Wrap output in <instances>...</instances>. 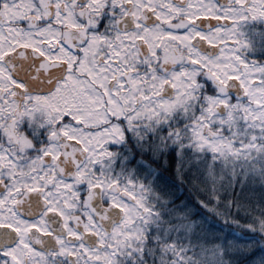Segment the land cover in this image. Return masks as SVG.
<instances>
[{"label": "snow or ice", "instance_id": "6c2138e0", "mask_svg": "<svg viewBox=\"0 0 264 264\" xmlns=\"http://www.w3.org/2000/svg\"><path fill=\"white\" fill-rule=\"evenodd\" d=\"M181 114L197 150L264 157V0H0V264L133 255L154 209L106 146Z\"/></svg>", "mask_w": 264, "mask_h": 264}, {"label": "trees", "instance_id": "16d2710c", "mask_svg": "<svg viewBox=\"0 0 264 264\" xmlns=\"http://www.w3.org/2000/svg\"><path fill=\"white\" fill-rule=\"evenodd\" d=\"M187 123L181 114L116 144L139 159L154 209L122 264H174L177 251L185 264H264V157L237 161L197 150L183 132Z\"/></svg>", "mask_w": 264, "mask_h": 264}, {"label": "flooded vegetation", "instance_id": "af4514ba", "mask_svg": "<svg viewBox=\"0 0 264 264\" xmlns=\"http://www.w3.org/2000/svg\"><path fill=\"white\" fill-rule=\"evenodd\" d=\"M154 124L155 123L152 125ZM141 128L142 126L131 130L126 129L124 131L122 140L107 144L106 150L112 155L111 157L106 158V161L104 162V170L114 179H119L121 181H131L141 185L139 159H137L136 155L131 153V147L121 144L116 145L117 143L125 142L126 136H139L144 133Z\"/></svg>", "mask_w": 264, "mask_h": 264}, {"label": "rangeland", "instance_id": "374dc122", "mask_svg": "<svg viewBox=\"0 0 264 264\" xmlns=\"http://www.w3.org/2000/svg\"><path fill=\"white\" fill-rule=\"evenodd\" d=\"M111 142H109L108 144H110Z\"/></svg>", "mask_w": 264, "mask_h": 264}]
</instances>
